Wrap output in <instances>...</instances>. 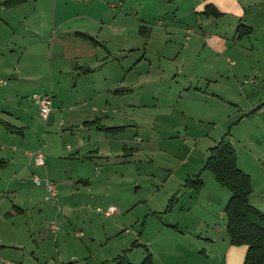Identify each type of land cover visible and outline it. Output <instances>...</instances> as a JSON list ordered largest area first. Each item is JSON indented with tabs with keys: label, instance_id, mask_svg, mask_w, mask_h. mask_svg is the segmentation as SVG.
<instances>
[{
	"label": "rangeland",
	"instance_id": "obj_1",
	"mask_svg": "<svg viewBox=\"0 0 264 264\" xmlns=\"http://www.w3.org/2000/svg\"><path fill=\"white\" fill-rule=\"evenodd\" d=\"M138 1L129 0L124 9L131 19ZM37 2L0 11V82H5L0 84V121L16 125L19 118L17 125L30 129L25 141L16 135L8 144L22 157L0 167V195L8 196L0 204L1 257L15 252L4 248L15 238L27 253L34 252L39 264H106L119 256L141 264L146 253L158 264H218L221 243H206L205 237L228 236L224 207L231 193L203 168L210 148L221 139L233 148L237 168L252 179L251 206L264 211V0H248L262 2L260 19L246 32L237 27V39L236 26L230 30L227 19H203L202 25L174 21L161 27L150 21L145 25L154 32L161 29V36L153 34L146 49L141 40V48L116 54L118 41L104 29L99 39L107 42V59L110 66L120 67V76L106 69L84 79L49 63L47 24L57 18L61 3ZM106 7V19L117 14ZM247 11L251 18L254 9ZM27 12L34 18L25 28ZM8 20L12 30L5 27ZM132 36L137 40V34ZM218 36L227 37L229 50L211 43ZM14 66L20 80L14 79ZM108 75L111 80L105 83ZM123 76L125 83L114 89L124 92L117 94L111 86ZM105 90L113 95L107 103ZM33 95L52 98L47 121ZM81 101L86 103L76 108ZM4 122L0 137L8 135ZM119 122L124 133L109 134L111 141L101 144L93 141L105 137L99 128ZM79 141L96 142L110 155L79 154ZM37 151L44 154L43 167H35L29 157ZM198 177L202 186L196 190ZM33 193L37 205L18 219L6 217L4 209L14 196L19 204ZM171 200L173 207L165 213ZM109 206L117 212L105 217ZM198 238L203 240L197 243Z\"/></svg>",
	"mask_w": 264,
	"mask_h": 264
},
{
	"label": "crops",
	"instance_id": "obj_2",
	"mask_svg": "<svg viewBox=\"0 0 264 264\" xmlns=\"http://www.w3.org/2000/svg\"><path fill=\"white\" fill-rule=\"evenodd\" d=\"M3 1L4 0H0V11L1 9H7L2 6ZM32 1H34V3L36 4L38 3V0H27L24 3L9 8L7 10L24 7ZM108 1L109 2H104V0H53L54 4L61 3V8L59 14H57V18H54L53 21L49 23L50 25L47 24L48 31L51 33L47 44V55L49 63L53 62L57 68H61L59 69L60 71L67 70L69 73H72L74 77H78L79 79H84L85 77H87V73L91 75L94 71H101L106 69L112 70L115 73L117 72V74L119 73L120 76V67H115L114 65L110 66L111 62H109V60L107 59V53L110 54L108 51L109 47L107 46V42L103 41L102 39H99V36L100 34H102V31L104 29L108 31L109 39H116L118 41L116 43V46H114L116 54H123L127 51H133L134 49L141 48V40L146 41L145 43L143 42V49H146V45L147 43H149V40L152 38L153 34H161V29L157 30V32H154L156 31L155 29L153 30L149 25H145L146 22L148 24V22L150 21H155V27H161L164 23L174 21H180L182 23L186 22V24L192 23L191 21H195L196 25H198L197 22L200 21V24L202 25L205 23L203 19H206V21H209V19L225 21V19H227L225 23L227 22L226 25L230 30H232V25L236 26L233 29V39H237L239 38L237 37V33L240 28H244L245 32L247 31V29L251 30V22L253 20L257 21L260 19V14H258L257 9H259V7L261 6L260 4H262V2H248V0H167L168 2H162V0H158L157 2H154L153 0L152 2H145V0H139L137 3L133 4L134 7L132 8H134L133 12L135 14V17L131 19L130 17H128V14L124 12V9H126V5L128 4L129 0ZM62 4L64 5V7L62 6ZM107 4H109L108 11L113 10L117 13L111 19H106L107 15L105 16V13H107ZM72 5L78 6L79 9L74 8ZM207 6H211L217 13H219V15L206 16L204 14V10ZM147 8L149 10H147ZM247 8L254 9L251 18L247 16ZM32 13L27 12L22 20V23L25 28L30 27L33 23L34 17ZM38 14L40 17L43 15L42 12H38ZM238 20H242L245 24H248L247 26L249 27L237 23ZM7 22L9 23L10 21L8 20ZM8 23L4 22L5 27L12 30L13 26ZM237 27L239 28L237 29L238 31H236ZM189 29L190 28H188L187 26L186 30L188 31V33ZM164 30H167L166 27L164 28ZM169 30H171L173 34L174 32H177L176 28H170ZM75 33H84L89 35L95 40L97 46L87 40L77 37ZM131 33L135 35L137 34V40L133 36L129 37ZM165 35L167 36V34ZM211 43L222 51L229 50V47L227 46V37L221 38L218 36L216 39H212ZM105 44L107 47H105ZM12 70V72L16 71L14 79L20 80L21 75L18 72L17 66H14ZM124 76L122 77L120 83H118L119 85L111 87L114 89L116 86H122L126 81ZM103 80L105 81V83L110 82V75L104 76ZM0 84H5V82L2 83L1 81ZM114 90L117 94H121L122 92H124V90L122 89ZM105 92L107 103L109 97L113 95L111 93L112 91L105 90ZM97 94L101 96V92H97ZM52 97L54 96L52 95ZM65 99L66 101H69L68 97H66ZM85 103L86 101H81L75 107L78 108V106H82ZM77 111L81 112L80 114L84 113V109H77ZM8 116H10V114ZM0 117H2V115H0ZM106 119L108 121V118ZM3 122L4 121H0V124L3 125ZM14 122H16V125L4 122V129L6 130L5 134H8L10 136L4 135L0 137V167L2 168H7L8 166L13 165L15 160L22 157L20 154H16L17 149H15L14 145H8L14 141V138L12 137L18 135L23 142L28 137L27 133L30 131V129H27V131H23V127L17 125L19 124V118L14 119ZM117 124L118 125L116 127H124L125 129V126L122 122H119ZM112 127L113 125L111 127L106 128ZM122 133H124V130L118 135H121ZM103 134L105 135L104 138L97 137L93 141H97V144L111 141V139L108 138L109 134ZM93 141L88 143L84 141H79L75 148V151L82 155L94 152L97 155L102 154L103 157L108 158L110 152L105 151L101 147V145H96V142ZM123 151L125 152L126 148H124ZM32 154L33 153L29 154V157L32 160V163L34 164ZM34 166L43 167L45 166V163L43 166H36L35 164ZM84 183H88V181H84ZM33 195L34 193L32 195L27 196L25 198V202L19 204L16 202V197L14 196L11 203H8V205L4 209L5 214H7L6 217L14 216L15 219L23 217L25 211L32 209L34 205L38 204L37 198ZM0 197V204L3 205L5 203L4 200L7 199L8 196L5 195L3 198V196L0 195ZM257 204L258 203H256V205ZM257 210L264 213L263 210ZM31 216L33 226L34 215L32 214ZM38 216L40 215L36 214V218ZM170 227L174 229L178 228L177 226ZM202 240V238H198L196 241L197 243H199ZM205 240L206 243L208 242L211 244H216L219 242L221 243V247L223 248V252L221 253L222 260L220 259L218 264H243L247 250L246 246L231 245L229 241V236H224L217 239L216 237H210L206 235ZM10 242L13 243H9V245H6L7 247L4 248L13 249L15 252L12 255L4 257V259L0 255V264H39L34 252L27 253L24 248H21L23 244L22 242L20 243L15 238H13ZM202 250L204 251V249ZM205 257L207 256L205 255ZM153 261L154 264H158L154 256Z\"/></svg>",
	"mask_w": 264,
	"mask_h": 264
},
{
	"label": "trees",
	"instance_id": "obj_3",
	"mask_svg": "<svg viewBox=\"0 0 264 264\" xmlns=\"http://www.w3.org/2000/svg\"><path fill=\"white\" fill-rule=\"evenodd\" d=\"M27 0H4V8H12ZM206 16H218L211 6L205 7ZM240 30V29H239ZM81 39L97 44L93 38L84 33H75ZM254 112V111H253ZM124 127L99 128L98 131L105 134L117 135ZM236 154L230 143L221 139L215 146L210 148V154L204 164V170L212 173L217 183L226 188L231 196L224 207L226 217L225 229L233 246H246V254L243 264H264V213L255 209L249 202L252 192L250 177L237 168ZM197 187L201 189L202 183L197 178ZM174 200V198H172ZM173 200L167 206L165 213L173 207ZM175 201V200H174ZM106 264H130L122 257L116 258ZM141 264H154L153 257L146 253Z\"/></svg>",
	"mask_w": 264,
	"mask_h": 264
},
{
	"label": "built area",
	"instance_id": "obj_4",
	"mask_svg": "<svg viewBox=\"0 0 264 264\" xmlns=\"http://www.w3.org/2000/svg\"><path fill=\"white\" fill-rule=\"evenodd\" d=\"M3 83V82H2ZM35 104L38 107V112L39 115L41 116V118L43 120H47L50 112H51V97H47V96H38V95H33L32 96ZM33 157V161L34 164L36 166H43L44 165V154L41 151H37L34 152L32 154ZM32 181L36 184V185H40L41 181L38 177L33 176ZM46 189L47 191H49L51 193L52 197H55V192L53 190V187L49 184H46ZM117 212V209L113 206H109L105 211H104V216L105 217H110L112 215H114ZM52 231H56L57 227L56 226H52L51 227Z\"/></svg>",
	"mask_w": 264,
	"mask_h": 264
}]
</instances>
